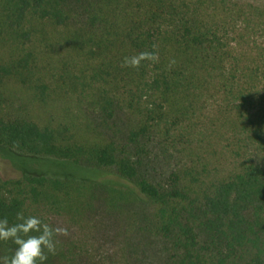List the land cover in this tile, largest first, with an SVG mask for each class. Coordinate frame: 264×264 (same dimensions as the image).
Returning <instances> with one entry per match:
<instances>
[{
    "label": "trees",
    "instance_id": "trees-1",
    "mask_svg": "<svg viewBox=\"0 0 264 264\" xmlns=\"http://www.w3.org/2000/svg\"><path fill=\"white\" fill-rule=\"evenodd\" d=\"M255 35L264 39V0H0V151L48 165L46 175H0V217L109 225L127 255L157 240L162 264H264V41ZM37 44L70 59L55 68L53 90L33 84ZM140 52L158 59L121 67ZM11 81L42 107L62 106L23 115L6 97ZM212 90L234 111L226 171L183 152L195 99L197 108ZM66 248L58 242L46 264H100ZM12 250L0 244V255Z\"/></svg>",
    "mask_w": 264,
    "mask_h": 264
},
{
    "label": "rangeland",
    "instance_id": "rangeland-1",
    "mask_svg": "<svg viewBox=\"0 0 264 264\" xmlns=\"http://www.w3.org/2000/svg\"><path fill=\"white\" fill-rule=\"evenodd\" d=\"M252 38V41L257 43L264 41L260 35H255ZM57 47L59 48V46ZM0 50H2L1 47ZM247 50L244 47L243 51L245 53ZM34 52L38 71L32 77L33 84L38 85L43 82L53 90L59 84L57 79L61 74L55 68H62L61 63H68L70 59L63 51L56 48H44L40 44L35 46ZM5 92L12 109L21 112L23 115L28 114L32 119L40 117L43 119L45 112L54 109L56 105L58 107L62 106V102L59 101L61 98H57L59 102L48 100V105L42 107V104L34 99L32 89L30 90L27 86L19 85L14 81L7 83ZM210 95L209 99L205 103H199L197 108L196 99L194 98V114L191 118L194 126L190 133L186 135L189 142L188 147L183 152L187 156L190 155L195 163L197 157L201 158L202 162H204V159H209L213 163L211 166L217 167L219 171H226L231 169L230 152L234 147H237L236 142L238 140L233 137L234 134L231 130L233 129L234 111H230L231 102L219 92L212 90ZM64 103L70 107L72 106L70 102L65 101ZM196 112L199 119L196 118ZM45 165V163L29 160L14 153L9 155L4 151H0V175L2 176L14 175V177H18L16 176L17 174L29 173L26 169L35 170L32 171L33 174L46 175L44 174ZM51 166L48 168L53 174H61L68 171L63 168L54 170ZM71 167L77 170L73 166H68V168L72 169ZM83 173L89 176L93 174L92 172ZM49 221L52 227L67 228V236L57 237L59 244L64 248H69L70 252L87 251L93 257L100 258L98 259L100 264H162V245L155 239H144V243L135 249L137 254L134 252L127 255L125 252L120 251V240L114 238L116 232L109 225L99 226L96 224L97 226H94L93 223H84L76 217L70 216H53Z\"/></svg>",
    "mask_w": 264,
    "mask_h": 264
},
{
    "label": "clouds",
    "instance_id": "clouds-1",
    "mask_svg": "<svg viewBox=\"0 0 264 264\" xmlns=\"http://www.w3.org/2000/svg\"><path fill=\"white\" fill-rule=\"evenodd\" d=\"M158 59L155 52H140L125 56L121 67L138 68L142 61ZM65 227H51L41 218L17 212L15 222L9 223L6 217H0V244L11 243V255H0V264H46L49 255H55L60 236H67Z\"/></svg>",
    "mask_w": 264,
    "mask_h": 264
}]
</instances>
